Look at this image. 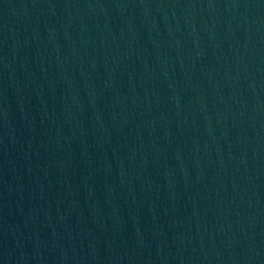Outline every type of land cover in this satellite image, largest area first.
Segmentation results:
<instances>
[{"label": "water", "instance_id": "obj_1", "mask_svg": "<svg viewBox=\"0 0 264 264\" xmlns=\"http://www.w3.org/2000/svg\"><path fill=\"white\" fill-rule=\"evenodd\" d=\"M0 264H264V0H0Z\"/></svg>", "mask_w": 264, "mask_h": 264}]
</instances>
